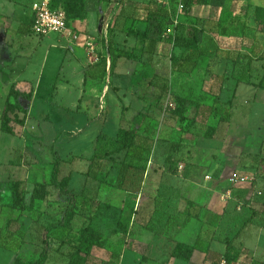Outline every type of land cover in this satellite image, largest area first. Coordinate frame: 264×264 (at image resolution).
Here are the masks:
<instances>
[{
	"label": "rangeland",
	"instance_id": "obj_1",
	"mask_svg": "<svg viewBox=\"0 0 264 264\" xmlns=\"http://www.w3.org/2000/svg\"><path fill=\"white\" fill-rule=\"evenodd\" d=\"M35 1L26 0L20 5L16 12L20 20H15L13 38L8 37L18 44L14 53L21 54L19 63L36 68L42 104L34 106L31 138L25 147L22 127L17 135L7 134L0 116V264H13L16 258L32 263L43 252L49 256L46 264H68L77 244L75 237L89 218L104 232L108 244L105 248L95 246L87 264L119 263L120 254L121 264H149L142 261L144 241L154 242L165 235L192 243L195 235L203 232H218L223 241H233L236 249L244 252L235 264H263L264 91L258 92L262 89L258 84L264 80V0H229L231 3L222 9L195 5L189 15L182 11L181 0H51L53 8L66 12L73 31L74 22L90 11H98L103 23L114 16L107 33L104 25L101 34L102 55L107 58V66L114 63L107 78L114 93L106 98L105 110L98 105L104 83H98L82 101L74 94L71 60H63V51L50 48L57 40L56 33L42 38L33 29L25 31ZM151 9L162 16L167 10L169 17L154 21L148 13ZM192 24L200 29L199 49L188 51L173 43V34L186 35ZM145 29L151 32L145 41L149 51L140 62L122 58L117 46H141L142 41L129 32ZM4 49L0 41V52ZM47 51L50 55L44 61ZM64 67L71 88L66 96L55 93V85L65 77L61 72ZM25 75L27 72L20 76ZM181 100L186 103L183 108L189 118L184 122L178 112ZM123 106L124 128L132 127L139 112L150 114L140 130L138 145L95 163L87 177L82 173L88 170L98 135L117 134ZM46 114L49 118L41 127L38 120ZM212 126L213 138L207 134ZM57 157L65 161L61 176L75 172L72 194L76 197L77 216L71 230H49L64 218L69 206V199L59 196L52 187L51 195L36 201L30 209L8 206L12 202L11 182H21L20 190L30 204L35 182L49 179L48 167L55 160L47 164L46 159ZM151 159L162 171L147 182L142 172ZM119 162L131 166L125 177H119L117 168L111 167ZM180 162L184 163L182 175L168 172L171 165ZM187 172L209 184L217 179L226 184L234 172L253 177L254 181L237 185L242 190L234 196L237 201L232 217L215 216L204 213L185 196L182 181ZM231 184L224 185L222 191ZM253 192L257 193L248 199ZM186 193L199 197L192 190ZM138 201L144 202L138 212L145 215L140 218L135 210ZM151 205L154 207L149 209ZM171 251L170 241L157 249V255L170 264ZM173 261L187 264L175 258Z\"/></svg>",
	"mask_w": 264,
	"mask_h": 264
},
{
	"label": "crops",
	"instance_id": "obj_2",
	"mask_svg": "<svg viewBox=\"0 0 264 264\" xmlns=\"http://www.w3.org/2000/svg\"><path fill=\"white\" fill-rule=\"evenodd\" d=\"M26 0H0V14L2 15V19L0 21V41L4 46V51L0 52V116L3 113V110L6 106V101L11 93L12 90L18 93V98L16 99L14 96L11 97V100L13 102L18 101L21 103V105L24 106V108L27 110L26 114V121L25 126L22 127L25 135L23 136V140L25 141L26 145H23L24 147L27 146V142L30 140V124L33 120V110L34 106L37 105V103L42 104V102L39 100L40 92H41V84H39V81L36 80V68L30 67V64L26 63L24 65H21L19 63V58L21 57L20 53H14V50L17 49L16 43H11L10 40H8V37L13 38V32L14 30V23L15 20H20V17L16 16V12L18 11V8L20 5H25ZM38 1V0H37ZM244 2H249L253 0H241ZM36 2V1H35ZM34 3V2H33ZM231 2L229 0L225 3L222 7H215V8H225V6H228ZM33 5V4H32ZM32 10V6H31ZM193 11V10H192ZM101 15L98 11H90L86 14V16L82 19H80L78 22H74V31H72V35H68L66 33H56L57 40H54L52 42L50 48H57L61 51H63L65 54V57L63 60H71V64L74 66V80L76 81L75 88H74V94L77 96L78 100L82 101L88 93H92L94 90V87H97L98 83H104V86L102 87L99 95V108L100 110H105L106 106V98L109 97L111 94L110 85L107 83V78L109 79L111 74V66H107V75L103 78L94 77L98 75L97 68H94V65L100 62V58L103 57L102 53L104 51V44L101 42V34L103 31L104 25L106 26L107 22L104 23L101 22L99 19ZM33 23V10L30 15V18L27 21V25L25 28V31L29 33L30 30H32V27L30 24ZM16 26V25H15ZM22 26V25H21ZM28 26H30L28 28ZM35 35L37 33H34ZM42 38L47 37L48 35H40ZM134 37V36H133ZM23 55V54H22ZM50 55V51L45 53L44 61L46 60V57ZM24 56V55H23ZM29 59V58H28ZM64 62V61H63ZM74 62V63H73ZM63 64V63H62ZM140 63V66L138 69H140L142 66ZM27 72V76H20L21 73ZM61 72L65 74V77L61 83H57L55 85V93H58V95H64L68 94L71 88L67 84L69 82L68 79V70L66 67L61 69ZM33 73L31 76H28V74ZM89 73V74H88ZM91 73V74H90ZM87 75V79H86ZM248 84V83H247ZM255 86V85H254ZM234 88L237 89V92L239 90V86H237V83H235ZM261 89L259 88L258 92ZM114 93V92H113ZM30 95V98L28 97ZM113 99L114 96L112 97ZM77 100V99H76ZM117 101V100H115ZM81 106L80 103H78L79 109ZM70 110H73V107H69ZM19 111H15L11 113V116L14 117L15 115H18L20 118L24 117L20 116ZM49 116L44 115L42 118H39V125H43L44 121L48 120ZM119 118V117H118ZM125 120L122 118L120 120V127H122V121ZM42 127V126H41ZM43 132H45V129L43 128ZM96 146V144H95ZM93 148V153L94 149ZM92 156V155H91ZM90 156V157H91ZM84 156L81 155L80 158H83ZM57 159L61 160L62 166L65 161L63 159H60L57 157ZM56 158L46 159V163L50 164L53 160H57ZM153 159L150 160L149 166L147 167V171L144 175V181L146 178V181L148 182V179L150 177H156L158 174L162 171L158 169L155 165L152 163ZM180 166L181 170L178 171L180 175H182L184 171V163L180 162V165L178 164V167ZM49 168V167H48ZM72 171V170H71ZM70 172V171H69ZM169 172V171H168ZM33 173V172H30ZM82 173V172H80ZM170 173V172H169ZM49 174V173H48ZM75 174V172H74ZM83 174V173H82ZM177 175V174H176ZM210 177V176H209ZM198 178V180H197ZM211 178V177H210ZM183 191L187 199L192 201L199 209H202L208 214H213L215 216H225V217H232L233 211L232 207L234 206L235 201V195L238 193V191H241L242 189L240 187H237L231 179L226 180L228 183H232L230 187L227 188L225 192L222 191V187L225 185L227 186L228 183L223 184L222 180L217 179L214 182L202 181L199 176H192L191 172H187V175L183 178ZM86 181V180H85ZM208 181V180H207ZM242 186V185H241ZM186 190H192L195 191L196 194L199 195V197L195 196H188L186 193ZM257 192L250 193L248 196V199H251L253 194ZM223 195L226 196V199L223 197ZM144 202L141 203V201L136 203L135 210L137 218H140L141 216L145 215L142 213H139V207L140 205H143ZM148 206V204L146 205ZM151 207H154V205H151ZM238 210H241V206H238ZM170 211V209H169ZM170 217V216H169ZM192 224V222H190ZM158 235V234H157ZM172 246V251L176 244L178 242H185L191 245H196V250L194 251V254L192 256V259L190 261H185L187 264H222V261L224 259V253L226 252V241H223V238L214 232L205 233L202 234H196L195 239L192 240L193 242L190 243V240L186 239H180V240H172L167 238V236L163 235L162 237L159 236V239L157 241L154 240V242H148L144 241L143 248L144 254L142 255V261L147 262L149 264H166L163 263L160 256L157 255V249L159 247H163L167 245V243H170ZM136 247V243L134 244ZM125 252H127V249H124ZM171 251V253H172ZM255 256V255H254ZM121 254L119 256V263L121 264ZM169 261L170 264H175L173 261L174 257L169 255ZM176 259V258H175Z\"/></svg>",
	"mask_w": 264,
	"mask_h": 264
},
{
	"label": "trees",
	"instance_id": "obj_3",
	"mask_svg": "<svg viewBox=\"0 0 264 264\" xmlns=\"http://www.w3.org/2000/svg\"><path fill=\"white\" fill-rule=\"evenodd\" d=\"M228 0H181V4L183 5L182 11L185 12V14H190L193 10V7L195 5H207V6H213V7H222L225 5V3ZM52 6V4H51ZM53 7V6H52ZM149 16L152 19H155L154 21L159 20L163 17H169L168 11H164V15L162 16L160 14V11L157 13L154 12L153 9L149 10ZM2 19V15L0 14V21ZM151 32L149 30L145 29L144 32L139 31H131L129 32L130 36H134L137 40L142 41L141 46H134L131 49L117 46L120 49V55L122 58H124L127 61L130 62H140L142 59V55L149 50L145 48V41L149 39V35ZM186 35L182 34L180 36H177L176 34H173V43L185 50L188 51H195L199 49V39H200V29L196 25H191L187 27ZM151 43H153L152 40H150ZM154 42L152 45H155ZM110 51V48L108 50ZM189 57V56H187ZM188 59V58H187ZM178 60V59H176ZM264 60V58H263ZM114 63L111 64V73H112V67ZM94 67H99L100 70H98L99 74L94 77L104 78L107 75V58L103 57L100 59V62L95 64ZM262 89H264V80H261V82L258 84ZM14 96L16 99L18 98V93L14 90L11 91L7 101L5 109L3 110V113L1 115V127L4 129V131L7 134L10 135H17L20 130L18 128L25 126L26 121V114L27 110L24 108L23 105H21L20 102L15 101L13 102L11 100V97ZM30 98V95L28 96ZM182 108L178 110L180 113L179 116H181V121H188L189 118L185 116L184 108L186 103L184 100H181ZM150 109V108H149ZM19 111L25 114L24 117L20 118L18 115H15L14 117L11 116V113ZM126 112V106H123L122 109V115L123 119ZM150 117V114L139 112L135 118L134 123L132 124V127L130 128H124L120 127L117 134L115 136L107 135L104 133H100L96 140V146L94 149L93 155L89 158V166L87 172L83 173L87 177L90 176L95 163L111 159L114 157V155L117 152L123 151V150H132L138 145V140L140 137V130L142 129L143 124L145 121ZM215 133V127L212 126L209 128L207 134L209 137H214ZM112 169L117 168L119 172V177H125V173L127 172L128 168H130V164H125L124 162L114 163L112 164ZM109 171L107 170L104 172V175L107 177L109 176ZM147 171V168L143 169V175H145ZM171 174L176 175L178 173V163H174V165H171L168 170ZM62 162L61 160L57 159L55 160L51 166L49 167V179L48 181H37L35 182V186L31 192L30 195V204H27V202L24 199V196L20 190V184L21 182L18 180H14L11 182L10 190L12 192V202L8 203V206L15 210H27L30 209L31 206L36 201H44L47 197L51 195L50 188H54L58 191L59 196H65L67 199H69V206L65 211L64 218L57 222L52 224L49 227L50 231H53L54 229H69L71 230L73 228V221L77 216V202L76 197L72 194V184L74 181V172L70 171L66 175H62ZM95 177L100 179V177ZM144 178V176H143ZM88 179V178H87ZM75 250L70 254L69 257V263L68 264H87L89 257L92 254V250L95 246H98L99 248H105L108 244V240L105 237V234L103 231L97 229L94 227L92 223V219L89 218V222L82 226L77 236L75 237ZM226 252L224 253V259L227 261L228 264H235L243 255V251L237 250L235 245L233 244V241L227 240L226 242ZM196 250V245H191L185 242H178L176 246L174 247L171 256L182 261H190L192 259V256L194 254V251ZM48 254L46 252H43L40 254V256L34 260L32 263L28 264H46L48 261ZM13 264H27L22 263L19 258H16L13 262ZM112 264H118V263H112ZM264 264V263H263Z\"/></svg>",
	"mask_w": 264,
	"mask_h": 264
},
{
	"label": "built area",
	"instance_id": "obj_4",
	"mask_svg": "<svg viewBox=\"0 0 264 264\" xmlns=\"http://www.w3.org/2000/svg\"><path fill=\"white\" fill-rule=\"evenodd\" d=\"M181 9L183 5L180 4ZM33 10V25L32 29L35 33L40 35H49L51 33H66L72 35L68 26V17L65 11L60 9H55L51 6V0H38L32 5ZM114 16L111 15L109 21L106 24L105 32L110 23L113 21ZM209 178V176L207 177ZM232 182L235 185H244L248 181L253 183L254 178L248 175H244L238 172H234L231 177ZM261 194V192L259 193ZM222 264H228L225 259H223Z\"/></svg>",
	"mask_w": 264,
	"mask_h": 264
}]
</instances>
